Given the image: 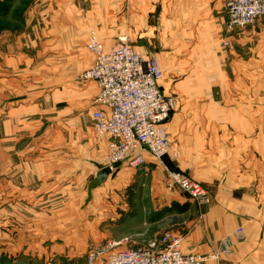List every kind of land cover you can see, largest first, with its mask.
<instances>
[{"label": "crops", "instance_id": "0c3cea01", "mask_svg": "<svg viewBox=\"0 0 264 264\" xmlns=\"http://www.w3.org/2000/svg\"><path fill=\"white\" fill-rule=\"evenodd\" d=\"M69 1L73 2L72 6L82 3L76 0ZM84 3L95 12L101 8V11L108 13L105 2L103 4L102 0H84ZM184 6L181 8L179 19L175 18L174 7L167 11L171 23L164 22L162 28L173 35L170 41L173 49L167 52L173 55L181 53L178 60L182 75L185 71L187 72L186 63L191 60L198 58L204 66L198 68L199 65H195L194 73L188 72L185 75L188 80H183L181 85L175 83L172 91L184 87L185 89L182 90L184 93L194 91L206 93L211 95V100L188 103L186 108L182 106L173 113L169 130L175 139V145L178 143L176 147L179 154L177 157L165 156L164 159L170 167L182 171L204 185L210 193V203L198 204L186 193H182L177 186H167L163 165L148 153H145L144 164L130 166L126 161L117 163L103 180H98L96 173L100 167L105 166V163H100V158L108 150L110 138L98 137L92 126V111L98 106L94 103L97 93L95 81L74 80L78 72L89 67L93 62V55L85 46L84 31L87 25L92 23L88 17L87 20L84 17L77 23L69 22L70 31L67 34L61 32V24H59V37L54 39L57 48L53 51V55H58L56 67L59 74L68 79L67 85L58 89L44 90L34 100L18 98L15 102H10L16 115L7 113L5 116L7 121L10 116L12 125L16 124L17 129L12 128L13 133L6 136V140L16 143L29 135L22 132L24 126L21 122L25 117L21 118V113L17 111L31 104L38 107L39 101L45 104L46 108L43 109L51 110L56 115L53 118L56 121H52L54 130L55 126L60 129L56 134L42 133L38 136V140L42 139V148L38 150L36 158L27 155L25 150L20 151V157H26L27 165L17 168L18 171L22 169V181L26 184L21 186L12 184L6 188L19 190L20 187L21 190H25L23 187L32 186V190L37 186L38 193H35L37 196L27 198L33 205L52 199L61 202V195H64L62 200L67 202V205L75 206L76 201L81 200L83 191L93 193L100 188L116 190V197L123 198V201H118L123 204V213L130 210L132 213L141 214L146 206L172 205V211L186 215L179 224L183 251L205 255L204 264H264V161L257 156L264 158V130H260V127L264 125V113L260 115H254L252 112L242 113L244 108L250 111L254 109L257 112L264 110V95H262L264 81L260 79L255 85L257 94L260 95L255 103L253 99L252 102L240 106L232 102L234 99L232 95L236 93L237 78L245 80L243 81L245 92L253 91V77L264 78V64H262L264 54L254 53L253 48L257 41L253 36L264 30V22H257L252 27L248 26L249 29L243 33L238 34L235 32L236 29L233 33H228L224 27L226 12L222 0H188ZM135 12L144 11L136 9ZM176 20H179L181 25H176ZM201 23L207 24V28L201 29V34L206 36L203 43L199 41L200 37L195 40L189 37L187 32L192 26L193 28L202 27ZM107 27H109V33L101 36L106 46L124 35L123 26H121L122 29L119 28L120 25L112 27L107 22L103 28L107 29ZM144 28L147 30L145 38H149L153 27L146 22ZM178 30L180 32L177 35ZM206 30L211 31L214 38L207 36ZM224 36L229 39L230 48H223L220 45L218 40ZM134 39L133 34L131 40L134 41ZM77 41L83 46L79 48L80 50L76 48ZM202 46L206 52L201 56H194L198 55ZM138 47L145 51L148 45H138ZM208 62H211L213 66L207 67ZM254 63L256 66H253ZM197 76H200L199 84L201 85L197 86L199 89L196 87L191 89L193 85L190 84L189 79ZM246 79H251L248 86L245 84ZM185 84L188 85L185 86ZM160 85L162 90L168 93L161 83ZM192 109L202 111L197 120L200 122L196 123L195 127L189 123L191 121L189 117H185ZM237 116L240 117L237 118ZM66 124L74 127L72 135L67 136L66 132L61 133V127H65ZM238 125L243 126V129L237 130ZM232 136L235 139L239 136L260 145L257 153L251 152L249 155L251 164L255 166L246 168L239 177L236 176V171L228 166L229 160H225L234 153L228 144ZM214 142L221 143L222 150L219 153L212 145ZM12 152H7L6 157L12 159ZM210 159H213V165ZM11 165L13 166V161ZM258 171L260 175L258 174V180L254 181L253 176L256 177ZM87 181L89 185L85 190L84 185ZM141 188L147 190L146 198H139ZM78 189H80L79 193ZM129 193L134 197L131 204L126 199ZM22 196L20 199H26ZM89 202L91 205L93 201L89 200ZM164 209L170 210L169 207ZM238 225L244 228V239L235 242L233 253H219L220 239Z\"/></svg>", "mask_w": 264, "mask_h": 264}, {"label": "rangeland", "instance_id": "374dc122", "mask_svg": "<svg viewBox=\"0 0 264 264\" xmlns=\"http://www.w3.org/2000/svg\"><path fill=\"white\" fill-rule=\"evenodd\" d=\"M79 1L82 3L72 6L73 2L69 0H0V264H86L88 255L109 240L115 242V248H121L140 245L165 230H172L181 235V225L179 224L186 215L172 211V205H164V207L161 206L162 208L159 205L154 206L155 208L146 206L141 214L139 212L132 213L130 210L123 213V204L118 203L119 200L123 201V198L116 197V190L101 188L93 193L83 191L81 200L76 201L75 206L67 205V202L62 200L64 195H61V202L52 199L33 205L27 198L37 196L35 194L38 193L36 185V188L32 190V186L23 187L25 190H21L20 187L19 190L6 188L12 184L19 186L26 184L22 181V169L18 171L17 168L27 165V159L20 157V151L25 150L27 155L36 158L38 150L42 148V139L38 140V136L42 133L56 134L60 129L55 126L54 130L52 121L55 120L53 118L56 115L51 110L43 109L46 108L45 104L39 101L38 107L31 104L21 111H17V113H21V118L25 117L21 122V125L24 126L22 132L29 135L16 143L6 140V136L13 133L12 128L17 129L16 124L12 125L10 116L9 121L5 116L7 113L16 115V112L11 108V101L15 102L18 98L34 100L44 90L58 89L67 85L66 80L68 79L63 78L56 67L58 55H53V51L57 48L54 39L59 37V24H61V32L67 34L70 31L69 22L77 23L84 17L87 20L88 17L92 23L88 24L84 31L86 40L90 31L93 30L101 41V36L107 35L110 31L109 27L103 28L107 22L112 27L120 25L119 28L124 27V35L140 51L156 54L163 70L160 83L165 91L176 97L177 101L166 125L173 142L175 139L169 130V122L173 113L182 106L186 108L188 103L211 100V95L206 93L195 91L184 93L182 92L184 87L172 91V86L175 83L181 85L183 80H188L185 75L188 72L194 73L195 65H199L198 68L204 66V63L198 61V58L194 60L195 62L191 60L186 63L187 66L184 64L187 67V72L185 71L182 75L178 60L181 53L173 55L167 52L173 49L170 43L173 37L172 33H168L162 28L164 22L171 23L167 11L174 7L175 18L179 19L181 8L185 7L188 0H102L103 4L105 2L108 13L101 11V8L95 12L89 5H85L84 0H76V2ZM222 3L224 8V0ZM136 9H141L144 12L136 13ZM225 12L227 20V11L225 10ZM226 20L224 22L226 31L233 33L235 30H229L226 27ZM176 21V25H181L179 20ZM146 22L153 27L149 38H145L147 30H145L144 24ZM257 22H264V16L259 17L248 26L252 27ZM248 26L236 28L235 32L243 33L249 29ZM203 28H207L206 23L200 28L192 26L190 31H187L189 37L195 40L200 37L199 41L203 43L202 41L206 37L201 34ZM179 32L180 30L177 35ZM205 32L207 36L214 38L211 31L206 30ZM133 34L136 39L134 41L131 40ZM253 37L258 41V44L257 41L254 43V53L264 54V30ZM218 41L223 48H230L227 36ZM77 44V49L83 48L78 41ZM136 44L139 46L148 45V48L144 51ZM205 52L202 46L198 55L194 56H201ZM211 65L213 66L211 62L206 63L207 67H211ZM253 66H256V63ZM78 74L79 72L75 75L74 80L79 79ZM199 79L200 76L189 79L190 84L193 85L191 89L195 87L199 89L197 87L201 85ZM260 79L264 81V78L253 77V91L245 92L243 88L245 80L237 78L236 93L232 95L234 98L232 102L240 106L252 102L253 99V103H255L256 98L260 97L255 88ZM250 81L251 79H246L245 84L248 86ZM248 112L260 115L264 113V110L259 112L254 109L252 111L245 110V108L242 110V113ZM200 113H202L201 110L192 109L189 111V115L185 116L189 117L188 119L191 120L189 123L193 127L200 122L197 121ZM239 117L237 116V118ZM254 128L258 131L256 126ZM241 129L243 126L238 125L237 130ZM261 129L264 130V125L260 127ZM61 130L62 134L66 132L68 136L72 135L74 127L66 124L65 127H61ZM228 144L234 153L225 160H229L228 166L236 171L237 177L246 168L255 166L251 164L249 155L251 152L257 153V149L260 150V145L239 136L236 139L232 136ZM212 145L218 150V153L222 150L220 142H214ZM11 151H13L12 159L6 157V153ZM106 153L107 151L100 158L102 164L106 161ZM257 156L264 161L260 155ZM210 160L213 165V159ZM11 161H13V166ZM258 174L259 171L256 172L257 178L253 176L254 181L258 180ZM88 185L87 181L84 185L85 190ZM27 188L30 189L27 190ZM79 192L80 189H78ZM181 192L185 193L182 190ZM239 192L242 191L239 190ZM21 195L26 199H20ZM146 195L147 190L141 188L140 197L136 196L146 198ZM126 196L127 201L131 204L134 197L130 193ZM139 198L136 199L139 200ZM89 200L93 201L91 205ZM165 207H170V210L164 209ZM163 216L167 218L164 219ZM102 256L96 254L92 264H101Z\"/></svg>", "mask_w": 264, "mask_h": 264}, {"label": "built area", "instance_id": "2783aa9c", "mask_svg": "<svg viewBox=\"0 0 264 264\" xmlns=\"http://www.w3.org/2000/svg\"><path fill=\"white\" fill-rule=\"evenodd\" d=\"M224 8L229 30L247 27L264 16V0H224ZM85 44L93 62L78 78L94 80L97 86L92 126L98 137L110 138L105 166L113 170L123 161L139 166L148 153L163 165L167 186L179 187L198 204L210 203L204 185L165 162V156L178 154L166 128L177 101L161 88L163 70L156 54L140 51L125 35L106 46L93 30ZM244 237V228L235 227L220 239L218 252L233 253L235 242ZM181 240L172 230L135 246L115 248L109 240L88 255L86 264H92L96 254L103 255L101 264H204L205 255L183 251Z\"/></svg>", "mask_w": 264, "mask_h": 264}, {"label": "water", "instance_id": "95a60500", "mask_svg": "<svg viewBox=\"0 0 264 264\" xmlns=\"http://www.w3.org/2000/svg\"><path fill=\"white\" fill-rule=\"evenodd\" d=\"M111 169L108 166L100 167L96 173L98 180H103L108 173H110Z\"/></svg>", "mask_w": 264, "mask_h": 264}, {"label": "trees", "instance_id": "16d2710c", "mask_svg": "<svg viewBox=\"0 0 264 264\" xmlns=\"http://www.w3.org/2000/svg\"><path fill=\"white\" fill-rule=\"evenodd\" d=\"M170 208V207H169Z\"/></svg>", "mask_w": 264, "mask_h": 264}]
</instances>
